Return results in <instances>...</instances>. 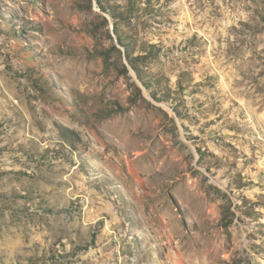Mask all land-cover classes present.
Masks as SVG:
<instances>
[{
    "label": "rangeland",
    "instance_id": "obj_1",
    "mask_svg": "<svg viewBox=\"0 0 264 264\" xmlns=\"http://www.w3.org/2000/svg\"><path fill=\"white\" fill-rule=\"evenodd\" d=\"M0 264H264V0H0Z\"/></svg>",
    "mask_w": 264,
    "mask_h": 264
}]
</instances>
